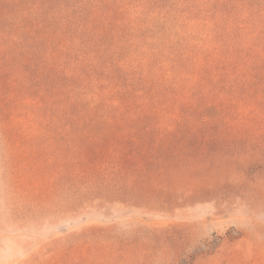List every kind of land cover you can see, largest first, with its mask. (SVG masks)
Masks as SVG:
<instances>
[{"label": "trees", "instance_id": "16d2710c", "mask_svg": "<svg viewBox=\"0 0 264 264\" xmlns=\"http://www.w3.org/2000/svg\"><path fill=\"white\" fill-rule=\"evenodd\" d=\"M0 190L18 225L264 206V0H0ZM124 225L39 264H261L253 235Z\"/></svg>", "mask_w": 264, "mask_h": 264}, {"label": "rangeland", "instance_id": "374dc122", "mask_svg": "<svg viewBox=\"0 0 264 264\" xmlns=\"http://www.w3.org/2000/svg\"><path fill=\"white\" fill-rule=\"evenodd\" d=\"M3 192L0 190V197ZM4 200H0V264L42 263L47 245L69 233L77 232L90 225L114 222L130 225L139 222L152 226L186 225L193 234V245L203 247L217 237L233 233L236 237L255 236L247 243L250 253L261 257L264 264V206L250 209L237 204L224 208L218 202L188 205L172 212H143L129 210L122 213L111 210L101 213H82L76 217L47 218L39 223L18 225L10 220ZM3 226V227H2ZM215 249V247H214Z\"/></svg>", "mask_w": 264, "mask_h": 264}]
</instances>
